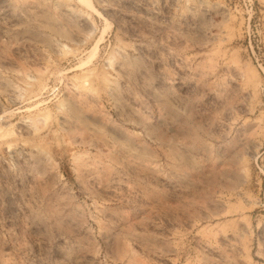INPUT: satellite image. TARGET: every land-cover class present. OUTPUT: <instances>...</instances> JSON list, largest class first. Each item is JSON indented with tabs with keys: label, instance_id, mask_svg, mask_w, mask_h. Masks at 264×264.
Wrapping results in <instances>:
<instances>
[{
	"label": "rangeland",
	"instance_id": "374dc122",
	"mask_svg": "<svg viewBox=\"0 0 264 264\" xmlns=\"http://www.w3.org/2000/svg\"><path fill=\"white\" fill-rule=\"evenodd\" d=\"M0 264H264V0H0Z\"/></svg>",
	"mask_w": 264,
	"mask_h": 264
}]
</instances>
